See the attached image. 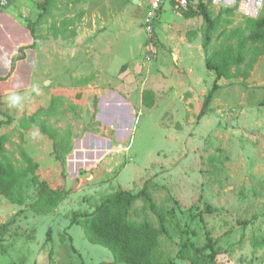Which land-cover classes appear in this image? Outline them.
<instances>
[{"label": "rangeland", "instance_id": "rangeland-1", "mask_svg": "<svg viewBox=\"0 0 264 264\" xmlns=\"http://www.w3.org/2000/svg\"><path fill=\"white\" fill-rule=\"evenodd\" d=\"M187 2L190 11L203 4L219 17L208 49L202 18L185 17L174 0H163L150 63L143 25L148 0H71L69 6L53 0L46 6L29 53L37 92L26 95L21 109H4L0 117L11 124L0 136H9L5 148L12 158L19 160L21 144L38 164L39 180L54 193H68L45 214L34 209L43 207L49 188L30 189L23 205L0 196V264H113L107 249L70 226L71 214L90 213L100 197L137 193L145 184L157 205L174 209L181 230L160 238L154 264H190L179 257L181 242L189 238L202 247L206 232L216 241L219 264H264V48L248 79L219 82L209 113L197 120L214 80L204 61L232 41L230 31L245 17L238 4L226 14L212 0ZM60 22L65 28L57 40L50 26ZM145 90L154 93L150 109L141 103ZM52 99L58 101L51 111ZM32 116L57 139L39 124L21 129L20 120ZM205 206L215 211L207 214ZM143 219L156 222L138 200L130 220Z\"/></svg>", "mask_w": 264, "mask_h": 264}, {"label": "trees", "instance_id": "trees-1", "mask_svg": "<svg viewBox=\"0 0 264 264\" xmlns=\"http://www.w3.org/2000/svg\"><path fill=\"white\" fill-rule=\"evenodd\" d=\"M197 8L198 11H190L188 6L185 17L198 16L202 18L204 24L202 46L204 50H207L212 41L213 33L218 29L219 17L212 18L203 4H198ZM228 9H225L224 13L229 14L233 10ZM35 26L36 23L28 25L34 38V44L37 40ZM229 39L232 41L220 46L204 61L206 70L214 74V80L203 98L197 120L209 113L213 96L221 89L219 84L221 80L239 78L246 80L249 78L258 57L263 53L264 16L255 19L245 17L242 26L230 31ZM247 55H249V59L246 61ZM22 57L23 54H20L13 58L11 72L15 67V62ZM57 101V99H52L51 111L55 108ZM141 103L145 108L150 109L154 104V93L150 90L143 91ZM29 122L39 124L42 133L53 140L57 139L56 131L49 130L45 122L33 116L22 118L19 122L20 128L27 129ZM10 124V118L2 120L0 121V129ZM19 137L20 143H23V133H20ZM9 143L8 135L0 136V196L11 204L23 205L28 200L30 189L37 188L45 191L49 186L46 182L39 180L37 174L39 166L26 154L21 144L17 146L19 160H16L5 148V145ZM48 190L49 194L46 201L44 200L43 207L34 209L39 214L51 212L59 203L60 197L66 196L68 193L63 188L55 193L50 188ZM138 200H142L145 208L155 217V223L148 219H143L140 222L130 220V211ZM214 211L209 206H205V213L210 214ZM175 219L174 209L169 210L157 205L148 192L147 184H145L137 193L116 190L100 197L94 210L90 213L73 212L70 226H80L85 239L90 244L107 249L111 254L113 264H154L160 248V238H170L172 231L179 230ZM179 231L181 232V230ZM48 238L49 234L47 233V240ZM262 244L264 245V239ZM218 255L216 241L210 237L208 232H206V243L202 247L195 246L189 238H186L182 240L179 250V257L190 264H219L217 262Z\"/></svg>", "mask_w": 264, "mask_h": 264}, {"label": "crops", "instance_id": "crops-1", "mask_svg": "<svg viewBox=\"0 0 264 264\" xmlns=\"http://www.w3.org/2000/svg\"><path fill=\"white\" fill-rule=\"evenodd\" d=\"M38 1L14 0L7 8L0 11V116L5 113L4 109L8 108L3 99L8 90H15L26 96L35 85L34 62L29 54L34 45V38L28 25L36 23L34 29L38 40V26L41 22L45 23L43 18L47 13L46 6H51L53 0H43L40 3ZM70 1L65 0V5L69 6ZM58 14L61 15L60 12ZM59 25L61 26L58 28L50 26L53 31L51 35L57 40L63 37L61 27L65 28L64 23L60 22ZM76 32L72 31L71 35L76 36ZM20 54H23V57L15 62L11 72L12 60ZM17 82L21 87L12 89V85ZM2 120L0 117V121Z\"/></svg>", "mask_w": 264, "mask_h": 264}, {"label": "built area", "instance_id": "built-area-1", "mask_svg": "<svg viewBox=\"0 0 264 264\" xmlns=\"http://www.w3.org/2000/svg\"><path fill=\"white\" fill-rule=\"evenodd\" d=\"M14 0H0V11L7 8ZM175 5L179 9L186 10L188 8L187 0H174ZM214 5H221L224 8H230L238 4L241 14L247 18H257L259 12L264 8V0H212ZM163 0H148V11L144 19V29L148 36L145 44V59L150 63L156 55L154 33V21L156 20Z\"/></svg>", "mask_w": 264, "mask_h": 264}, {"label": "clouds", "instance_id": "clouds-1", "mask_svg": "<svg viewBox=\"0 0 264 264\" xmlns=\"http://www.w3.org/2000/svg\"><path fill=\"white\" fill-rule=\"evenodd\" d=\"M20 87L19 82L12 85V89H19ZM31 91L37 92V89L33 87ZM3 99L9 108L21 109L24 106L26 96L18 91L8 90Z\"/></svg>", "mask_w": 264, "mask_h": 264}, {"label": "water", "instance_id": "water-1", "mask_svg": "<svg viewBox=\"0 0 264 264\" xmlns=\"http://www.w3.org/2000/svg\"><path fill=\"white\" fill-rule=\"evenodd\" d=\"M103 101H105V100H103V99H101V101L100 102H103ZM98 118H100V116H98ZM104 124H106V125H109V124H111V123H113V121H102ZM129 123H130V119H129V121H128V123H127V125L125 124V126H129ZM93 137V136H92ZM93 138H96V137H93Z\"/></svg>", "mask_w": 264, "mask_h": 264}, {"label": "bare ground", "instance_id": "bare-ground-1", "mask_svg": "<svg viewBox=\"0 0 264 264\" xmlns=\"http://www.w3.org/2000/svg\"><path fill=\"white\" fill-rule=\"evenodd\" d=\"M123 126L125 127V124H123Z\"/></svg>", "mask_w": 264, "mask_h": 264}]
</instances>
